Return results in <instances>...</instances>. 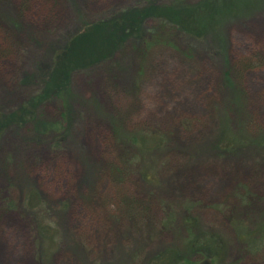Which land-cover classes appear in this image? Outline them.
I'll list each match as a JSON object with an SVG mask.
<instances>
[{
    "label": "rangeland",
    "instance_id": "rangeland-1",
    "mask_svg": "<svg viewBox=\"0 0 264 264\" xmlns=\"http://www.w3.org/2000/svg\"><path fill=\"white\" fill-rule=\"evenodd\" d=\"M175 1L0 0V111L32 95L36 87L25 78L66 33L134 6ZM243 12L191 32L146 17V37L73 73L72 124L58 149L29 127H7L0 137V264H146L164 248L183 249L188 201L199 227L226 241V262L264 264V250L246 255L241 245V225L264 215L236 194L245 185L264 196V149L223 155L216 148L221 129H264V4ZM57 104L44 102L42 117L56 120ZM134 137L162 144L149 152L131 145ZM126 153L138 165L124 168L132 177L117 184L111 169ZM147 171L151 181L142 177ZM127 193L142 209L131 221L115 204ZM167 207L174 219L163 224Z\"/></svg>",
    "mask_w": 264,
    "mask_h": 264
},
{
    "label": "trees",
    "instance_id": "trees-1",
    "mask_svg": "<svg viewBox=\"0 0 264 264\" xmlns=\"http://www.w3.org/2000/svg\"><path fill=\"white\" fill-rule=\"evenodd\" d=\"M263 1L200 0L196 4L181 5L176 0L166 7H156L153 4L141 8L134 6L119 13L114 12L107 18L88 22L82 28L66 33L61 43L51 48L48 59L46 61L37 59L35 70L30 74L32 76L25 78L27 83L33 82L36 87L32 95L14 110L0 111V137L7 127L14 126L19 129L29 127L34 136L48 137L50 146L60 148L67 140L72 124L73 73L106 63L130 39L140 41L142 37H146L142 29V22L146 17L159 18L160 21L164 19L167 25L179 28L184 32L185 30L191 32V29L195 30L196 28L197 31H201L208 26H214L219 16L225 19L230 16H238L237 14L242 11L246 12L259 4H264ZM223 11L225 12L223 13ZM202 27L204 28L202 29ZM148 30L152 31V29ZM150 35L153 33H149ZM225 76L227 78L228 74ZM223 83L227 84L225 80ZM48 100H56L58 103V118L56 120L42 117L40 106ZM242 125L244 128L243 126L241 129L240 127L234 128L235 135L220 130L216 141V148L220 154L235 155L247 147L264 149V129L255 130L248 127L247 123ZM137 138L132 139L131 145L147 151L158 149L162 144L154 137H147V141L142 139V142H139ZM137 160L135 154L121 155L120 160L115 162L111 169L112 180L115 178L117 184L123 183L127 179L130 180L132 175L124 168L134 172L138 165ZM142 177L147 181L152 180V174L149 172L143 173ZM127 194H123L115 204L119 213L120 208L125 209L128 215L126 218L131 221V219L141 216L142 209L140 210L141 204H135ZM236 194L241 201L249 202V210L264 215V196L252 194L245 185H241V192ZM112 205L114 206V204ZM195 205L192 201L183 204L185 214L180 223L183 232L186 233V236L189 235L183 249L164 248L149 258L146 264H202L204 259L210 264H239V260L225 261L227 243L219 233H209L199 227L197 215L192 212ZM217 206L219 205H214V207ZM172 219H174V212L167 207L162 222L166 224ZM241 245L246 255L263 252L264 220L257 225H241Z\"/></svg>",
    "mask_w": 264,
    "mask_h": 264
}]
</instances>
